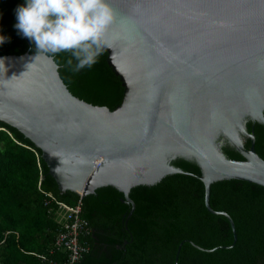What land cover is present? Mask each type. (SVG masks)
I'll use <instances>...</instances> for the list:
<instances>
[{
	"label": "water",
	"instance_id": "water-1",
	"mask_svg": "<svg viewBox=\"0 0 264 264\" xmlns=\"http://www.w3.org/2000/svg\"><path fill=\"white\" fill-rule=\"evenodd\" d=\"M106 62L123 87L113 108L62 81L52 54L0 55V121L41 152L59 190L128 191L167 174L264 186V0H106ZM179 241L176 264L183 241Z\"/></svg>",
	"mask_w": 264,
	"mask_h": 264
},
{
	"label": "trees",
	"instance_id": "trees-1",
	"mask_svg": "<svg viewBox=\"0 0 264 264\" xmlns=\"http://www.w3.org/2000/svg\"><path fill=\"white\" fill-rule=\"evenodd\" d=\"M25 3L0 0V36L7 38L0 43V55L37 52L34 42L14 27L15 10ZM53 56L62 81L76 95L109 108L120 103L123 87L107 64L104 49L92 67L79 72L67 66L71 53ZM40 154L19 131L0 121V264H48L35 255L50 247L58 228L49 204L44 203L45 193L70 205L80 199L79 214L89 228L80 240L88 244V250L74 264H172L183 239L203 249L232 241L226 218L205 209L203 185L195 171L182 170L193 175L167 174L151 185L131 187L127 195L133 208L127 215L130 204L111 186L83 196L59 190ZM208 204L231 218L233 245L206 251L185 240L176 264H264V186L239 179L217 180L208 192ZM97 235L103 244L95 239ZM50 257L58 260L62 254L57 251Z\"/></svg>",
	"mask_w": 264,
	"mask_h": 264
},
{
	"label": "clouds",
	"instance_id": "clouds-1",
	"mask_svg": "<svg viewBox=\"0 0 264 264\" xmlns=\"http://www.w3.org/2000/svg\"><path fill=\"white\" fill-rule=\"evenodd\" d=\"M14 27L33 41L38 52L71 53L72 72L92 67L105 47L113 11L106 0H26L16 8ZM0 36V43L6 41Z\"/></svg>",
	"mask_w": 264,
	"mask_h": 264
},
{
	"label": "built area",
	"instance_id": "built-area-1",
	"mask_svg": "<svg viewBox=\"0 0 264 264\" xmlns=\"http://www.w3.org/2000/svg\"><path fill=\"white\" fill-rule=\"evenodd\" d=\"M49 212L58 224L57 231L52 239L50 247L43 253H35L39 260L48 264H74L88 250V244L80 238L89 233L86 221L80 216V199L70 205L57 200L50 193H45ZM59 251L62 259H52Z\"/></svg>",
	"mask_w": 264,
	"mask_h": 264
},
{
	"label": "flooded vegetation",
	"instance_id": "flooded-vegetation-1",
	"mask_svg": "<svg viewBox=\"0 0 264 264\" xmlns=\"http://www.w3.org/2000/svg\"><path fill=\"white\" fill-rule=\"evenodd\" d=\"M125 203H128V202H125ZM101 233H102V231H101ZM95 239H98V240L100 241L99 243L103 244V242H101V241H102V237H101V235H97V236L95 237ZM102 246H105V244L102 245ZM103 248H104V247H103Z\"/></svg>",
	"mask_w": 264,
	"mask_h": 264
}]
</instances>
